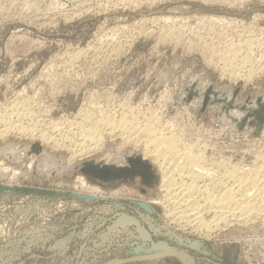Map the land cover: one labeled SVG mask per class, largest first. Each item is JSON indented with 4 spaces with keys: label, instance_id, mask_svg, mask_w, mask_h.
<instances>
[{
    "label": "rangeland",
    "instance_id": "374dc122",
    "mask_svg": "<svg viewBox=\"0 0 264 264\" xmlns=\"http://www.w3.org/2000/svg\"><path fill=\"white\" fill-rule=\"evenodd\" d=\"M23 1L1 0L5 5L0 6V111L17 102L18 98L17 103L22 105L31 98L30 103L38 101V105L41 104L40 107L34 103V108L38 106V110L48 112L45 113L48 119L72 120L82 104L85 106L84 103L91 100L101 99L98 105H116L122 99L131 100L132 106H142L141 109L161 107L162 121H174V128L183 126L184 132L180 131L183 127L178 132L182 133L179 134L181 137L191 135L189 140L184 136L187 141L194 142L199 138L197 141L202 145L195 141L198 151L203 152L207 161L214 158L211 160L214 167L221 163L225 166L228 159L230 165L236 164L244 171L259 164L258 157L264 154V130L258 137H250L247 133L240 138V133L232 128L225 115H213L209 107L199 115L200 103L180 104L177 95L182 89L179 83L194 76L200 90L208 81L215 87L225 84L239 88V98L264 96V68L253 70V73L250 71V74L247 70L256 66H246L238 57L227 53H223L224 57L211 56L212 64L205 62L204 57L208 55L202 52L203 43L212 41L210 46L218 47L222 53L224 40L217 41L206 23V26L197 24L199 16H224L232 22L231 26L222 28L229 36L240 38L231 32L239 29L236 25H241L240 29L246 28L254 34L262 31L264 37V0H137L122 7L118 4V7L109 6L103 11L90 9L95 3L90 0H59L67 4L69 17L62 14L66 9L59 11L60 14L49 11L48 1L51 3V0H38V7L24 8L26 3L14 5ZM77 5L90 7L88 11L81 7L78 12L73 8ZM162 15L183 18L188 27L182 29L178 24L173 25L171 32H165H170L168 35L162 34L165 29L160 26L157 29L158 25L151 27L153 24L147 22L145 25L153 31L144 25L142 30L146 29L148 33L144 32L145 36L135 30L128 33L133 34V39L132 35L121 33L113 38L117 42H112L109 33L106 35L112 27L141 25L139 22L143 19ZM177 29L180 33L184 31L185 35ZM171 34L181 36L173 38ZM122 35L131 42L124 41ZM190 45L192 47L188 48ZM21 88L25 90L21 100L26 99L24 103H20L21 97L17 95ZM30 123L23 120L21 125ZM15 134L18 135L9 132L0 139V144L24 142L27 146L39 143ZM122 144L120 138H105L103 149L90 156L98 162L108 153L112 155L109 164H114L117 155L140 154L142 151L141 145ZM41 146L45 154L37 158L34 154L28 156L25 151L11 160L0 156L10 167L7 171H0V264H182L172 256L158 260L159 263L155 259L140 257L138 250L147 249L159 241L188 252L195 264H264L262 219V222L260 219L248 221L246 225L224 226L206 235L201 230L204 233L200 234L199 229H192L186 223L179 226L172 221L160 203L151 204L152 201H162L164 192H161L159 181L153 187L141 185L138 179L134 183L90 182L79 173L71 174L60 164L61 160L66 164L70 155L68 151L51 149L46 144ZM256 153L258 156L255 157ZM30 157L37 159V169L33 166L37 177L34 168L28 167ZM87 159L85 156L75 158L73 166ZM46 160L63 173L48 178L43 168ZM212 162L210 167H213ZM15 169L17 172L14 173ZM76 176H82L87 187H81ZM91 188L96 189L98 195L93 194ZM121 215L140 220L152 240L143 242L142 238L139 239L135 223L122 226L118 222ZM204 217L210 219L208 214ZM147 219L161 231L153 232ZM189 242H197L199 248L191 247ZM122 255L125 260L114 261ZM135 257L139 258L132 259Z\"/></svg>",
    "mask_w": 264,
    "mask_h": 264
},
{
    "label": "bare ground",
    "instance_id": "6f19581e",
    "mask_svg": "<svg viewBox=\"0 0 264 264\" xmlns=\"http://www.w3.org/2000/svg\"><path fill=\"white\" fill-rule=\"evenodd\" d=\"M93 1L95 2L94 6L91 7L88 6V7H90V9L92 8L93 10L96 9L103 11L105 9H108L109 6L118 7L119 5V7H122L125 3L127 5L128 2L135 3L137 0H133V1L90 0V2ZM202 1L204 2V0ZM28 2H30L29 5H27ZM37 2L38 0H25L20 3L16 2L14 3V5L17 4L22 5L23 3H26V6L24 8L26 7L29 8L33 6L38 7ZM224 3H228V2L224 1ZM84 4L90 5L89 3L86 4L85 2ZM48 5L51 6L49 8V11L51 10L53 12L55 11L61 12L62 10L66 9V11L63 12L62 14L65 17H69L68 15L70 14V12L67 11L68 10L67 4L65 2L59 0H51V3H49L48 1ZM78 5L73 8L79 12L81 11L82 6H78ZM88 7L87 8L82 7V8L88 11ZM197 20H198L197 24L200 23L199 25L201 24L205 25L206 23L208 29L211 31V35L217 37L216 38L217 41L221 43L222 40H224L222 45L223 48L222 53H219L218 47L210 46V44H212V41L207 44L203 43L201 48L204 50H202V52L207 53L208 55V57H204L206 63L212 64V59L210 57L213 56L214 54L222 55V57H224L223 53H227L232 57H238L237 59L243 64L246 63V66H256V68H251L247 70L249 71V73L250 71L253 73L254 72L253 70L261 71L264 68V37L262 36L261 30H260L261 33L258 32L254 34L252 33V31H249L246 28L244 30L243 28L240 29L241 25H236V27L237 28L239 27V29L236 28L233 30L230 29V31L232 30L231 33L240 36V38H235L233 35L229 36V34L223 32L222 30L223 27L231 26L232 22L230 18L227 19V17L217 16V15H213V16L204 15L201 17L199 16ZM147 22L148 24L149 22L153 24L151 27L158 25L157 29L159 28V26L160 28H162V30L165 29V31H162L163 32L162 34H164L167 30H170L171 32L172 29L175 27V25L177 26V24L179 25V27L181 26L182 29L183 27L185 28V26L187 25L186 24L187 21H183V18H174L171 16L162 15L158 17L148 18L147 20L143 19L139 22L142 23L141 25L134 26V24L133 25L125 24V25H118L116 27H112L108 32L106 31L107 32L106 35L109 33V36L108 35L107 36L108 38L111 37L110 40L112 42L114 41L113 38L116 37V35L119 36L121 33L127 35L128 33H132L135 30L137 31L140 30V32H142V34L145 36L144 32L146 29L144 30L142 29ZM136 23L137 22H135V24ZM146 25L145 27H147ZM188 30L190 32L191 29L188 28ZM150 31L153 30L151 29ZM177 31L179 30L177 29ZM194 31L196 30H193V32ZM170 32L165 34L170 35ZM209 33L207 32L208 35ZM174 34H171L173 38L176 37L178 38V36L179 37L181 36L180 34H178V36H175ZM187 34L189 35V33ZM129 35L133 36V34H128L127 36ZM151 35L153 36V34ZM127 36H124L123 38L122 35V38L124 39V41L131 42V40L128 39ZM133 38L134 36L132 37V39ZM161 40H164L163 36L161 37ZM191 45L188 48H191L192 47ZM23 90L24 89L17 92L18 93L17 95L21 97L20 103L23 102L21 100L24 99L25 96L24 95L25 90L24 91ZM22 93H24L23 94L24 96H22ZM95 97L96 96H94V100ZM91 98H92V94H91ZM111 98H112L111 100H113V97ZM30 100L31 98L29 99V102L27 101V103H24L26 101L25 99L23 103L27 105L24 104L22 105V103L18 104L19 103L18 102L19 98H18L17 101L18 103L15 102L7 108H5V106L3 108L1 107L2 109L0 111V139H4L6 135L8 136L9 132H14L17 133L18 135H21L22 137L27 136L26 138L30 137V139L33 140L35 139L39 141L40 145L46 144L47 146H50L51 149H57V150L64 149L68 151L70 155L66 160L65 167L63 168L69 169L73 166V161L75 160V158H81L85 156L88 157V159H92L90 155L103 149L105 138H109L111 140L120 138V141L124 145L127 143H131L135 146L138 145L142 146V151L139 155L144 160H148L154 167H156L157 171L159 172L158 184L159 187L161 188V192L162 191L164 192V194H162L163 196L162 201H152L151 204L154 205L160 203L162 205L160 207L164 208L163 210L167 215V217L170 216L172 218V221L177 222L179 226H181V224L185 226L186 223L192 229L193 228L199 229L200 231L204 230L205 233L201 231L200 234L203 232L206 235V233L209 234L212 231L218 230L219 228L224 226L229 227L232 225L234 226L240 224L246 225L248 221H255V219H260V221L262 219V221H264V156H261L264 154L261 155L259 154L260 155L258 157L259 164L256 163L258 164L257 166L255 164H254L255 166L252 165V167L248 168V171H244V169L243 170L240 169V167L236 164L230 165L229 159L227 161V164L225 163V161H223L224 159L222 160L227 166L229 165V167H227L226 165L225 167L224 165H222L223 163L214 167V163L212 162L214 161L212 160L214 158L209 159V161H207V158L205 157L203 152L198 151L197 148L198 144H196L195 141L198 142L197 140L199 138L194 142L193 141L190 142L187 140H189V137L191 135L189 137H187L188 135L187 136L183 135L182 137L185 136L188 138L186 140V138L184 137L185 138L184 141V138L180 136L182 133H179L180 131L184 132L185 128L183 126L179 128L183 127L184 129L183 130L180 129L179 131L178 125H176L178 130H176L177 128H174L175 127L173 123L174 121L172 122L173 124L170 123V121L172 120L167 121V123H165L166 120L162 121L163 116L161 112L163 110L162 111L160 110L161 107L155 109H149V107L148 108L144 107L143 110L141 109L142 106L141 108L132 106L129 103L131 102V100L122 101L124 100L122 99L121 102H119L118 99L117 101L119 102V104L117 103L116 105H112L111 103H107V102H106L107 104L104 103V105L102 104L98 105L99 99L96 102L92 100L86 102L87 100H89L87 99L86 101H84L87 104L83 102L85 106H83L82 104L83 108L81 106V109L78 110L77 112L78 115L76 114L77 116L73 117L74 119L72 120L60 119L55 121L48 119L46 117L48 114L45 115V113L48 112H46L45 110L40 111L37 109V107L41 105L40 103H39L40 105H38L37 100H36L37 102H33L35 101L33 98L32 101L33 104L35 103L38 105L36 108H34L35 106L32 103H30L31 102ZM111 100L109 101L111 102ZM99 102H101V99L99 100ZM102 102L105 101L103 100ZM110 104L112 105V107ZM137 105H139V103ZM23 120L24 121L27 120L32 123L27 124L26 126H24L25 124L21 125L23 123ZM3 144H4V149H0V153H4L8 155L11 154L14 158H16V155L21 154L23 152L22 150L18 153H14L12 150H10L11 147L13 146L11 143L10 144L3 143ZM207 146L204 148L207 149ZM257 151L260 152V150ZM111 156H112L111 154L107 153L100 160L106 164H109V159L111 158ZM256 156H258L257 153L255 157ZM35 157L37 158V156ZM210 157L211 156H209V158ZM30 158L31 159L28 163V167L31 170L34 167L37 169L38 163H35L37 162V159L36 158L33 159L32 157ZM120 158L121 155L115 156L117 162L116 163L114 162V164L118 166L121 165L122 163ZM256 160L254 161L256 162ZM254 161L253 163H255ZM60 162L63 163L62 160ZM211 162L213 163V167H210ZM216 162L218 163V161ZM43 164H44L43 168L45 169L44 172H46V176L49 178L52 177L53 175L60 176L63 173L62 171H58L54 169L53 164L49 160H46ZM9 168L10 167L8 165H5L3 161L0 159V171H7ZM35 168H34V174L35 177H37ZM15 172H17L16 169L14 170V173ZM76 180L79 182L81 187L86 186L85 185L86 182L82 176H76ZM91 190L93 191V194L95 195L97 194L96 189L91 188ZM205 214L210 215V219H205L204 217ZM118 222L125 227L126 225L128 226V224L130 223L133 224L135 223L137 227L139 239L142 238L143 242L150 239V234L148 230L143 226L144 224L142 225L140 220L134 217L121 215L120 218L118 219ZM147 224L149 225L150 229L153 232L161 231L160 228H158L156 225H153L148 219H147ZM167 229L168 228H166V230ZM167 232L169 231L167 230ZM181 241L182 240L179 239V242ZM189 244L191 247H194L196 249L199 248L200 245L197 242H193V243L189 242ZM138 252L141 253V256L139 255L140 257L148 258L150 260L155 259L156 261H158L162 258L172 256L171 258L178 259L179 263L181 262L182 264L196 263L194 262L193 259L191 260V258L188 256V252L184 250H179L178 248L171 247L169 244H167L166 241L164 242L159 241L157 243H154L151 245V247L147 249H143L142 247V249L138 250ZM123 255L122 257L121 256L117 257L116 259H114V261H117L119 263L121 260H125L126 258L124 259ZM136 258L139 257H135L132 259H136ZM159 262L160 261L156 263ZM114 263L116 264V262Z\"/></svg>",
    "mask_w": 264,
    "mask_h": 264
},
{
    "label": "water",
    "instance_id": "95a60500",
    "mask_svg": "<svg viewBox=\"0 0 264 264\" xmlns=\"http://www.w3.org/2000/svg\"><path fill=\"white\" fill-rule=\"evenodd\" d=\"M194 79L195 77L191 76L187 82L179 83L182 89L177 95L178 103H200L199 115L208 107L213 110V115H225L229 119L232 128L237 129L238 133H240V138L247 133H249L250 137L261 135L264 130L263 95L254 97L247 95L239 98V88H233L225 84L215 87L213 83L208 81L200 90ZM0 149H4V144H0ZM10 150L14 153L23 150L28 156L34 154L37 157L44 152L42 146L37 142L27 146L24 142H20L14 144ZM0 156L6 160L13 158L11 154L0 153ZM120 159L122 164L119 166L87 159L66 170L71 174L79 173L88 181L100 184L116 181L134 183L136 179L141 185L147 187H153L158 183L159 176L154 166L148 160H144L139 154L124 153ZM60 164L65 167L64 163L60 162Z\"/></svg>",
    "mask_w": 264,
    "mask_h": 264
},
{
    "label": "built area",
    "instance_id": "2783aa9c",
    "mask_svg": "<svg viewBox=\"0 0 264 264\" xmlns=\"http://www.w3.org/2000/svg\"><path fill=\"white\" fill-rule=\"evenodd\" d=\"M4 5H5V4H4V3L2 4V2H1V0H0V6H1V7H4ZM8 5H9V4H8ZM39 5H41V4H39ZM13 7H17V6H13Z\"/></svg>",
    "mask_w": 264,
    "mask_h": 264
},
{
    "label": "crops",
    "instance_id": "0c3cea01",
    "mask_svg": "<svg viewBox=\"0 0 264 264\" xmlns=\"http://www.w3.org/2000/svg\"><path fill=\"white\" fill-rule=\"evenodd\" d=\"M137 228V227H136Z\"/></svg>",
    "mask_w": 264,
    "mask_h": 264
}]
</instances>
